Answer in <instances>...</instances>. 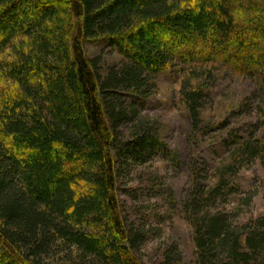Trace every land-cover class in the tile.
I'll list each match as a JSON object with an SVG mask.
<instances>
[{"label":"trees","instance_id":"trees-1","mask_svg":"<svg viewBox=\"0 0 264 264\" xmlns=\"http://www.w3.org/2000/svg\"><path fill=\"white\" fill-rule=\"evenodd\" d=\"M97 40L122 58L103 73ZM218 64L259 86L264 128V0H0V264H141L119 175L168 157L142 108L163 73ZM180 92L196 129L202 91ZM239 155L264 163V145ZM222 180L183 205L195 264H264V219L213 210Z\"/></svg>","mask_w":264,"mask_h":264},{"label":"rangeland","instance_id":"rangeland-1","mask_svg":"<svg viewBox=\"0 0 264 264\" xmlns=\"http://www.w3.org/2000/svg\"><path fill=\"white\" fill-rule=\"evenodd\" d=\"M86 53L99 60L102 73L122 59L104 41L88 43ZM188 77L202 91L196 129L181 101V84ZM155 84L141 116L151 120L168 157L155 155L120 172L122 214L129 227L142 233L133 250L141 264H166L171 254L178 257V264H195L193 228L183 207L194 185L206 190L223 179L212 206L214 211L230 213L234 225L252 230L264 219V163L239 155L242 145H264L256 110L262 93L254 80L221 64L190 66L184 73L169 71ZM121 132L126 133L124 128ZM193 167L199 169L196 180Z\"/></svg>","mask_w":264,"mask_h":264}]
</instances>
